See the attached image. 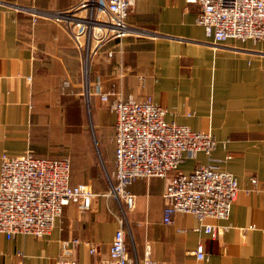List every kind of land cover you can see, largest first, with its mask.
I'll list each match as a JSON object with an SVG mask.
<instances>
[{
    "label": "crops",
    "instance_id": "crops-1",
    "mask_svg": "<svg viewBox=\"0 0 264 264\" xmlns=\"http://www.w3.org/2000/svg\"><path fill=\"white\" fill-rule=\"evenodd\" d=\"M79 1L0 0V154L60 157L68 146L79 153L74 159L84 158L82 171L71 162L70 184L90 183L102 194L108 186L91 144L82 129L75 130L83 126L72 104L82 96L78 50L63 23L54 20ZM198 13L199 6L186 0H136L126 18L130 34L108 42L92 72L105 88L115 83L124 99L165 107L166 121L211 132L212 157L231 156L223 166L239 185L229 217L206 220L226 230L213 238L197 229V218L188 213L163 223L166 180L151 177L128 185L135 195L132 210L120 207L115 197L98 195L85 211L66 205L43 238L0 234V264H57L61 241L72 237L98 244L93 256L83 243L73 246L74 258L82 264L98 259L107 254L119 217L127 218V244L138 259L148 251L158 264H264V40L213 44L195 22ZM107 50L113 51L110 62L104 59ZM90 106L103 161L112 170L115 115L98 96ZM207 161L199 152L179 169L188 173ZM199 243L206 261L193 255Z\"/></svg>",
    "mask_w": 264,
    "mask_h": 264
},
{
    "label": "built area",
    "instance_id": "built-area-1",
    "mask_svg": "<svg viewBox=\"0 0 264 264\" xmlns=\"http://www.w3.org/2000/svg\"><path fill=\"white\" fill-rule=\"evenodd\" d=\"M135 2L80 0L65 15L54 16L57 23H63L78 50L81 94L85 102L90 103L91 97L98 96L115 115L114 166L107 174L108 190L97 194L90 183L71 185L68 155L40 157L27 151L10 156L3 152L0 154V234L7 239L15 234L43 238L50 233L66 205L74 204L78 210L85 211L98 195L115 197L125 209L132 210L135 195L127 190L128 185L151 177L166 180L162 194L163 223L173 224L175 214L188 213L197 218V229L213 238L226 230L227 227H217L206 220L229 217L239 185L234 174L223 166L231 156L212 157L216 141L211 132L166 121L165 107L150 100L124 99L115 83L105 88L103 78L92 72L102 48L111 41L119 43L130 34L126 18ZM186 2L199 6L195 22L203 26L213 44L229 39L264 40V0ZM112 56L113 51L107 50L105 61L110 62ZM118 76L123 78L124 70ZM199 152L206 154L207 163L196 165L191 172H182L180 164L187 158H195ZM256 183V178H252L251 184ZM117 223L107 254L85 264H158L148 251L142 259L130 255L125 219L119 217ZM81 243L86 245L89 255L97 253V243L72 237L61 241L57 264H82L72 252L73 246ZM193 255L199 262L208 259L202 243L197 244Z\"/></svg>",
    "mask_w": 264,
    "mask_h": 264
},
{
    "label": "rangeland",
    "instance_id": "rangeland-1",
    "mask_svg": "<svg viewBox=\"0 0 264 264\" xmlns=\"http://www.w3.org/2000/svg\"><path fill=\"white\" fill-rule=\"evenodd\" d=\"M72 104H73V108H75V110H77L78 112H80L81 117L83 118V126L80 127H76L75 130L78 131V129H82V131H84L85 135H87V138L91 144L92 147V152L94 154V160L96 165L99 167V175L100 178L103 181L104 186H107V174L110 173V168L109 166L103 161L102 158V150L103 146L99 144V140L96 137V133H95V127L93 124V119H92V114H91V106L90 103L85 102L83 96H81L80 94L76 95V99L72 100ZM106 143H108L109 145L112 144V140H111V136L110 138L106 139ZM102 150V151H101ZM75 156H78V151H74L72 152L70 147H66V150L64 151V155H68L71 159V162H75V165L78 166L79 170L82 171L83 170V162H84V158L81 155L79 158L75 157L74 159V154ZM85 162L87 163L88 161L85 159ZM122 203L120 204L121 207ZM123 210V206L121 208L120 213ZM119 213V214H120ZM125 222H127V218L125 219ZM127 226V231L129 232V226L128 224H126ZM129 236V235H128Z\"/></svg>",
    "mask_w": 264,
    "mask_h": 264
},
{
    "label": "trees",
    "instance_id": "trees-1",
    "mask_svg": "<svg viewBox=\"0 0 264 264\" xmlns=\"http://www.w3.org/2000/svg\"><path fill=\"white\" fill-rule=\"evenodd\" d=\"M108 186V185H107ZM108 188H109V186H108ZM108 190V189H107Z\"/></svg>",
    "mask_w": 264,
    "mask_h": 264
}]
</instances>
